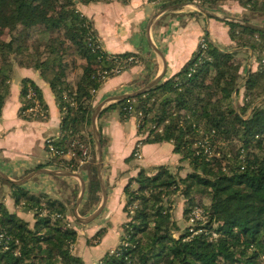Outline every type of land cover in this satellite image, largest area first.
<instances>
[{
	"label": "trees",
	"instance_id": "trees-1",
	"mask_svg": "<svg viewBox=\"0 0 264 264\" xmlns=\"http://www.w3.org/2000/svg\"><path fill=\"white\" fill-rule=\"evenodd\" d=\"M95 1L108 0H0V114L13 68L37 71L61 113L65 110L62 137L52 145L79 159V146L87 144L82 129L92 128L93 96L104 82L101 75L114 68L126 71L139 59L133 53L111 55L99 46L91 22L78 8ZM218 1L158 0L162 8L192 3L206 11L217 10ZM231 1L245 12L239 22L222 20L234 52L209 43L149 92L106 108L118 109L123 116L124 108L131 106L142 137L137 144L170 143L189 171L182 177L165 166L151 175L139 170L123 188L121 243L97 264H264V32L243 26L264 27V20L255 22L264 18V0ZM243 53H251L257 67L246 72L239 87ZM128 59L133 62L125 63ZM28 86L44 105L40 90L24 80L21 114L28 106ZM241 89V101L235 105L233 96ZM88 136L92 151L83 166L82 215L101 200L92 130ZM100 142L103 146L101 136ZM53 163L68 171L78 165L76 160ZM132 182L136 189H131ZM8 184L14 190V206L32 213L34 223L30 227L0 202V264H85L71 250L77 233L65 221L66 206ZM178 193L188 207L185 221L196 208L205 221L196 222L192 232L185 228L176 238L173 232L179 228L171 216V198ZM98 233L101 236L103 230L96 237Z\"/></svg>",
	"mask_w": 264,
	"mask_h": 264
},
{
	"label": "crops",
	"instance_id": "crops-1",
	"mask_svg": "<svg viewBox=\"0 0 264 264\" xmlns=\"http://www.w3.org/2000/svg\"><path fill=\"white\" fill-rule=\"evenodd\" d=\"M78 8L91 22L103 51L111 55L133 53L139 56L134 66L107 78L93 96L94 108L105 103L100 109L95 124L104 141L102 177L107 192L106 205L100 215L111 217L119 212L120 208L123 211L125 203L123 188L130 179L137 176L140 169L151 175L155 173L157 167L175 168L180 165V162L178 155L173 153L170 143L140 145V160L136 163L131 160L126 161L132 155L139 140L136 119L132 117L124 120L119 111L117 118L114 112L118 109L106 110L115 102L106 101L113 97L133 94L139 90L138 85L152 81L163 71L162 80L178 73L196 52L198 39L202 35L221 51L234 52L235 50L230 48L228 29L222 20L207 19L192 6L161 12L164 8L160 3H152L148 0H126L125 2L108 0L95 1L88 5L79 4ZM231 12L232 17L239 19L243 10L238 4L231 3ZM153 47L164 56L166 64L164 68L160 56ZM251 66L254 67V63ZM24 80L34 83L40 90L43 106L47 111L46 120L41 121L21 114L20 91ZM61 120L62 113L58 103L38 72L15 66L9 81L8 95L0 114V172L11 181H18L36 170L64 171L78 174L84 181L86 172L83 166L90 158L89 140L86 145L79 146L82 151L84 149L89 151V158L81 167L80 160L83 158H76L75 153L71 151L62 157L49 156L46 141L54 142L61 139ZM85 128L86 126L82 129L83 134L86 132ZM59 159L76 160L78 165L74 171H68L53 163ZM40 166L42 167L38 168ZM1 180L3 183L0 182V202L3 201L10 213H15L32 227L34 223L32 213L24 212L14 206L12 197L14 190L9 186V182ZM84 183L86 184L85 181ZM135 185H137L136 182H132L131 189ZM19 187L32 195H46L59 200L69 210L74 205L76 191L78 193L80 191V182L75 176L39 174ZM116 198L121 204L111 207L110 202ZM68 221L71 222L69 217ZM124 221L125 218L121 224ZM174 221L179 228V222L176 219ZM99 228H104L102 221L94 225L93 233ZM87 232L90 231L87 230ZM101 242L102 238H100Z\"/></svg>",
	"mask_w": 264,
	"mask_h": 264
},
{
	"label": "rangeland",
	"instance_id": "rangeland-1",
	"mask_svg": "<svg viewBox=\"0 0 264 264\" xmlns=\"http://www.w3.org/2000/svg\"><path fill=\"white\" fill-rule=\"evenodd\" d=\"M231 3L237 4L236 2L231 1V0H219L217 2V6H218L217 10L208 11V12H210V13H212L214 15H217L220 18H223L224 16H231L233 14L231 12ZM243 13H245V12L243 11L240 16H242ZM258 20L263 21L264 18H258L257 17V19H255V22H257ZM239 56H241V60L243 61V63H242L243 67H242V69L240 71V78H241V81H240V84H239V87H240L245 81L246 72L248 70H254L257 67V65L254 63V61H252V59H251V57H249V55L247 57V55H244V53H243V54H239ZM253 63H254V67L251 66V64H253ZM241 94H242V89L239 91V96H235V95L233 96L235 105H236V103H240L241 98H242ZM114 115H116L117 118H118V110H116L114 112ZM125 126L127 127V125H125ZM85 129H86V132H85L84 135H86V134L89 135L91 130H92V128H89L87 126ZM86 137H87L86 140L87 141L89 140V142H90V151H92V147H91L92 143L90 141V137L87 136V135H86ZM93 139H94V137H93ZM139 139H142V137L139 136ZM139 146H140V144L136 143V147L134 148V150L132 152L131 161H133L134 163H136V162H138L140 160V158H137L135 156V152H136V150L139 149ZM94 147H95L94 151L96 153L95 141H94ZM138 154L140 155V152H138ZM89 155H90V152H89ZM95 156H96V154H95ZM81 161H83V160H80V162ZM179 164L181 166L179 165V166H176L175 168H171V169H173L174 172L179 171V175L183 177L189 171V169H188V166H187V164L185 162H182V163L180 162ZM140 170H142V169H140ZM136 188H137V185L132 187V189H136ZM78 195H79V193L77 192V196H75L74 199H73V204L74 205L71 207V209H69V210L67 209V216H66V219H65V221L67 222L69 227L74 229L76 231V233H77V240H76L75 244L72 246L71 250H72L73 254H75L76 256L80 257L85 264H92V262L94 260H96L99 256L102 255L100 257V259H98L97 261L94 262V264H97L98 262L101 261L102 257L105 254L113 253L115 248L117 246H119V244L121 243L120 238H121V236L123 234L122 229H121V222L123 221L125 216L123 215V211L120 208L119 212L113 214L111 217H105L104 214H102L98 218H96L94 221H92L91 223L82 224L77 219L76 215H74V208L76 207V200H77ZM179 195H180L179 193L175 194L171 198V216H172L173 221H174V219H176L177 222H179V225H180L178 232H173V235L176 238L185 229L184 225H186V228L189 226L188 221L186 222L185 219H184V216H183L185 209L188 208V207L184 203L183 198L181 196H179ZM100 202H101V200H100ZM119 203L121 204V202L118 200V198H116L115 200H112L110 202V206L111 207L112 206H118ZM177 204H179V207H177ZM82 205H83V203L81 201L79 203V205L76 207L77 216L80 217V219H86L87 217L92 215L97 210V208L99 207L100 203H99L98 206L90 207L88 210H86L85 211L86 212L85 215H82V211H81L82 210L81 207H83ZM108 205H109V203H108ZM206 205H207V202L204 201V206H206ZM196 209H194V210H196ZM190 215H191V213L189 214V216ZM68 217L71 219V222L68 221ZM99 221H102L103 226H104V228H101L103 230V234L101 233L102 235L100 236L99 235L100 233H98L97 237H96L95 233L100 228L95 233H93L92 229H93L94 225L99 223ZM176 226H177V224H176ZM87 230L90 231V232H87ZM100 238H102V242L101 243H100Z\"/></svg>",
	"mask_w": 264,
	"mask_h": 264
},
{
	"label": "water",
	"instance_id": "water-1",
	"mask_svg": "<svg viewBox=\"0 0 264 264\" xmlns=\"http://www.w3.org/2000/svg\"><path fill=\"white\" fill-rule=\"evenodd\" d=\"M185 6L194 7L199 13H201L207 19L213 18V19H218V20H223V21L239 22L238 19H236L235 17H232V16H224L223 18H220L217 15H214V14L206 11L204 8H202L196 4H192V3H185V4L176 5V6H169V7L164 8L161 12H165L168 10H175V9L183 8ZM243 26L245 28L253 30V31L264 32V27H262V26H258V25H254V24H250V23H245V24H243ZM153 48H154L155 52L160 56L162 63H163V68H164V66L166 65L165 60H164V56L155 47H153ZM163 77H164V71L160 75H158L156 78H154L152 81H150L147 85H145L143 88L139 89L138 91L134 92L133 94L113 97L111 99H108V101H106V102L112 101V102L116 103V102H120V101L130 99V98L137 96V95L145 94V93L149 92L151 89H153L157 84H159L162 81ZM104 104L105 103L95 107V109L93 110V113H92V133H93V137H94V141H95V145H96L95 167H96L97 179H98V182L100 185V192H101L100 205L92 215H90L86 219H80V217L77 216L76 207L82 201L83 196H84V192H85V183L78 174H73L71 172H64V171H54V170L41 169V170H36V171L30 173L29 175H27L26 177H24L23 179L18 180V181H11L1 172H0V178L6 182L13 184V185L20 186L23 183H25L27 180L32 178L33 176H36L39 174H46V175H51V176H75L80 182V191H79V195H78L77 200H76V207L74 209V215H76L77 219L82 224H89L92 221H94L102 213V211L106 205V197H107V192H106V188L104 186L103 177H102V145L100 142V135L98 133V130H97V127L95 124V121H96L97 116L100 112V109Z\"/></svg>",
	"mask_w": 264,
	"mask_h": 264
},
{
	"label": "built area",
	"instance_id": "built-area-1",
	"mask_svg": "<svg viewBox=\"0 0 264 264\" xmlns=\"http://www.w3.org/2000/svg\"><path fill=\"white\" fill-rule=\"evenodd\" d=\"M152 3H159L158 0H148ZM209 42L207 41V39L205 38V36H201L198 39V46H197V50H206L208 47ZM100 46V45H99ZM133 60L132 59H128L125 63H132ZM120 73V69L118 68H114L110 71H106L101 75V80L105 81L109 75H116ZM26 101L28 102V106L27 108L24 110L23 115H27V116H32L33 118L39 119L41 121L46 120L47 118V111L44 108V106L42 105V103H40L37 93L28 86L27 88V92H26V96H25ZM68 103L70 105V107H73V102L72 100H68ZM65 113V110H63L62 115ZM133 109L131 106H127L126 108H124V115L121 116L122 119L127 120L129 118H135L136 119V123H137V127L139 126V121L137 120V118L134 116L133 114ZM139 116H141V114H139ZM53 140H47L46 141V147L49 153L50 157H62L63 154L58 151L57 149H55L53 147ZM139 149L136 150L135 152V156L137 158H140V155L138 154ZM83 161L80 162V165H83L85 163V160H87L88 157V152L87 149H84L81 153ZM205 219L203 217L202 211L199 209H196L194 211L191 212V215L189 216L188 219V228L190 229V232H192V229L194 226H196L197 223H204ZM197 222V223H196ZM2 238V236L0 235V239ZM5 249V248H4Z\"/></svg>",
	"mask_w": 264,
	"mask_h": 264
}]
</instances>
